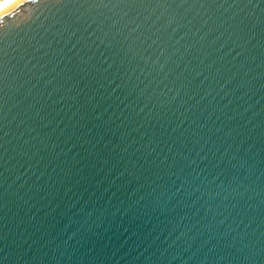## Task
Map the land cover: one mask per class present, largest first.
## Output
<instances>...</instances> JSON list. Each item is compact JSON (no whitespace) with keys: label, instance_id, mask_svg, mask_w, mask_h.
Listing matches in <instances>:
<instances>
[{"label":"water","instance_id":"water-1","mask_svg":"<svg viewBox=\"0 0 264 264\" xmlns=\"http://www.w3.org/2000/svg\"><path fill=\"white\" fill-rule=\"evenodd\" d=\"M0 264H264V0L1 6Z\"/></svg>","mask_w":264,"mask_h":264},{"label":"bare ground","instance_id":"bare-ground-1","mask_svg":"<svg viewBox=\"0 0 264 264\" xmlns=\"http://www.w3.org/2000/svg\"><path fill=\"white\" fill-rule=\"evenodd\" d=\"M10 0H0V7L6 4Z\"/></svg>","mask_w":264,"mask_h":264}]
</instances>
